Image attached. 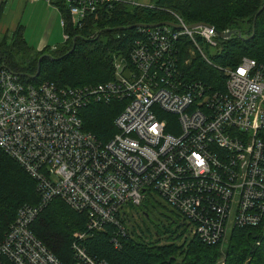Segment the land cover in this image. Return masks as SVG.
Returning <instances> with one entry per match:
<instances>
[{
  "label": "built area",
  "instance_id": "2783aa9c",
  "mask_svg": "<svg viewBox=\"0 0 264 264\" xmlns=\"http://www.w3.org/2000/svg\"><path fill=\"white\" fill-rule=\"evenodd\" d=\"M28 1L54 6L58 0ZM64 1L77 29L100 5L132 4ZM169 14L180 28H138L128 54L112 55V79L105 83L32 85L0 67V149L35 180L40 197L37 206L18 209L0 242V264H61L30 229L55 198L86 214L88 233L110 225L113 236L125 235L130 207L156 194L180 214L189 235L207 245H219L233 229L264 234V65L249 58L236 67L213 63L234 32L224 38L229 30L190 27ZM60 23L65 29L66 21ZM67 41L64 31L61 44ZM196 58L222 75V88L184 78L182 65ZM112 102L122 109L116 133L102 143L82 130L80 110ZM71 249L75 264H108L88 255L81 242Z\"/></svg>",
  "mask_w": 264,
  "mask_h": 264
},
{
  "label": "trees",
  "instance_id": "16d2710c",
  "mask_svg": "<svg viewBox=\"0 0 264 264\" xmlns=\"http://www.w3.org/2000/svg\"><path fill=\"white\" fill-rule=\"evenodd\" d=\"M54 6L66 21L64 31L69 35V41L55 50L45 48L39 52L27 45L20 30L0 41V67L16 74L22 82L32 85L52 82L58 87L71 88L108 82L112 79V55L126 56L138 36L137 29L129 27L172 21L170 11L189 25L203 23L218 32H234L211 56L213 63L236 67L242 58H249L264 65V0H151L149 6L100 5L95 14L85 19L82 29L72 28L69 24L68 6L64 0L55 1ZM240 23L248 24L245 32ZM185 58L186 54L182 52V59ZM181 68L187 81H201L215 90L223 87L222 75L198 58ZM38 69V77L32 79ZM121 109V102L89 103L80 110L82 130L102 143L107 142L116 133L113 122ZM39 199L35 180L0 149V242L18 209L24 205L37 206ZM154 200L146 199L141 206L129 210L131 216L139 213L140 217L144 214L150 217L149 221H154L149 225L153 234L148 228H141L139 220L135 224L129 217L125 235L113 236L114 228L110 225L102 232L88 233L86 214L73 211L58 198L42 208L30 229L61 264H75L71 249L74 242H81L88 255L108 264H216L221 257L220 244L207 245L198 237L190 236L180 214L176 213L179 224L170 221L152 210ZM83 233H86L83 241L76 238ZM161 236L166 237L164 245L145 242V238L154 241ZM114 238L120 248H115ZM180 240L181 244L177 245ZM223 250L224 264H264V234L256 229H233Z\"/></svg>",
  "mask_w": 264,
  "mask_h": 264
},
{
  "label": "crops",
  "instance_id": "0c3cea01",
  "mask_svg": "<svg viewBox=\"0 0 264 264\" xmlns=\"http://www.w3.org/2000/svg\"><path fill=\"white\" fill-rule=\"evenodd\" d=\"M132 2L141 6L151 4V0ZM60 22L58 8L44 1L0 0V41L20 30L27 45L38 52L57 48L64 32Z\"/></svg>",
  "mask_w": 264,
  "mask_h": 264
},
{
  "label": "rangeland",
  "instance_id": "374dc122",
  "mask_svg": "<svg viewBox=\"0 0 264 264\" xmlns=\"http://www.w3.org/2000/svg\"><path fill=\"white\" fill-rule=\"evenodd\" d=\"M132 1H134V2H136V1H138V0H129V2H131L132 4H135V3H133ZM239 26H240V28H241V30L242 31H246L247 29H248V24H246V23H240L239 24ZM62 37H63V35H62ZM36 51V50H35ZM31 55H33L34 53L33 52H31L30 53ZM154 195V201H153V204H152V206H153V208H152V210H156V212H158V214H162L163 216H165L166 218H168L170 221H175V223L176 224H179L180 223V218L178 217V215L176 214L177 212H175L174 210H171L170 208H168L157 196H156V194H153ZM149 207H151V205H149ZM138 214L139 213H136V215L134 216H131L130 217V219L132 220V221H134L135 222V224H137L138 223V220H139V226L141 227V228H143V226L145 227V228H148V230H149V232H151L152 234L154 233V230H153V228L152 227H150L149 225H150V222L152 221V223L154 224V221L153 220H151V221H149L150 220V217H145V216H141L140 217V215L138 216ZM155 220V219H154ZM146 230V229H145ZM138 234H139V232H137ZM178 235V232L176 233V235H174V237H176ZM228 238H229V235L226 237V239H225V241H223V242H221L220 243V246H221V257L218 259V261H217V263L216 264H224V257H223V252H224V248H225V245H226V243H227V240H228ZM166 237L165 236H161V238L159 237L158 239H154V241L151 239L150 241L147 239V238H145V242H149V243H153V242H157L158 243V245H164V244H166L167 242H166ZM182 240H180L178 243H177V245H180Z\"/></svg>",
  "mask_w": 264,
  "mask_h": 264
},
{
  "label": "water",
  "instance_id": "95a60500",
  "mask_svg": "<svg viewBox=\"0 0 264 264\" xmlns=\"http://www.w3.org/2000/svg\"><path fill=\"white\" fill-rule=\"evenodd\" d=\"M260 10H259V12H260ZM163 25L171 26V27H174V28H180L179 26H177L176 24L172 23L171 21H165V22H162V23L152 24V25H134V26L129 27V29L156 28V27H160V26H163ZM197 25H203V23H195V24L190 25V27H194V26H197ZM253 29H254V24L252 25V35H251V37L254 34ZM231 34H233V33L231 32V33H227V34H222L221 37H224V38L225 37H229ZM238 35L240 36V34H238ZM73 49H74V46L72 47L71 51H73ZM38 75H39V69L37 70V73L34 76H31V78L34 79V78L38 77Z\"/></svg>",
  "mask_w": 264,
  "mask_h": 264
},
{
  "label": "flooded vegetation",
  "instance_id": "af4514ba",
  "mask_svg": "<svg viewBox=\"0 0 264 264\" xmlns=\"http://www.w3.org/2000/svg\"><path fill=\"white\" fill-rule=\"evenodd\" d=\"M144 216H145V217H147V215H146V214H144Z\"/></svg>",
  "mask_w": 264,
  "mask_h": 264
}]
</instances>
